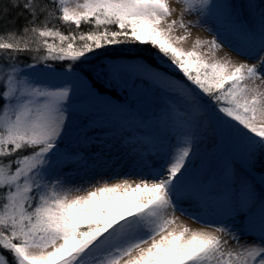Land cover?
Returning <instances> with one entry per match:
<instances>
[{
  "label": "snow or ice",
  "instance_id": "snow-or-ice-1",
  "mask_svg": "<svg viewBox=\"0 0 264 264\" xmlns=\"http://www.w3.org/2000/svg\"><path fill=\"white\" fill-rule=\"evenodd\" d=\"M177 2L171 19L169 0H0V264H264V175L258 184L253 176L257 165L264 172V0L239 9ZM218 9L252 44L243 60L218 56L219 32L182 46L201 24L186 16ZM126 45L151 46L182 74L170 84L174 99L90 119L79 142L142 159L159 133L175 142L158 164L144 160L139 179L66 187L59 164L73 135L71 80L127 86L129 66L89 59ZM217 138L230 159L192 180L197 144ZM188 196L217 204V219L199 228L180 221Z\"/></svg>",
  "mask_w": 264,
  "mask_h": 264
},
{
  "label": "rangeland",
  "instance_id": "rangeland-1",
  "mask_svg": "<svg viewBox=\"0 0 264 264\" xmlns=\"http://www.w3.org/2000/svg\"><path fill=\"white\" fill-rule=\"evenodd\" d=\"M260 1L252 0L254 4H260ZM169 2L170 6L174 9L171 19H178L183 5L178 3L177 0H169ZM211 3L234 4L239 9L242 4L246 5L248 0H211ZM188 19H199L201 24L191 29V36L182 45L186 49L191 48L197 37L212 39L216 36L217 32L224 38L222 50L218 53V56L223 57L227 54L233 60H243V56L252 47V44L251 46L240 45L237 41L238 37L247 39L227 23L223 9H218L211 16H197L194 13L191 16H186V20ZM173 34L180 36L185 33L182 29L177 28ZM229 44L232 46L231 48ZM202 51L206 52L207 49H203ZM94 56V54H89V59ZM93 61L105 69L109 64L129 66V70L123 75V80L127 82V86L121 85L114 88L107 83L106 78L96 79L94 77L101 84V88L94 87L86 78L83 80L73 78L71 80L72 93L69 101V126L73 130V135L65 140L67 151L60 158L61 163L59 167L62 169L61 179L66 181L65 186L74 189H86L98 182L103 183L107 181L111 183L125 178L139 179L142 172H147L146 166L138 167L133 164L131 160L133 153L130 151H117L115 149L110 151L108 148H102L97 144L85 145L79 142L76 133L88 120L99 115H116L122 106L149 110L157 105H162L165 100L174 99V94L169 91L171 82L176 79L182 80V74L174 67L171 68L173 71L179 73V76L167 73L142 59L125 56L109 57L105 55ZM152 73H159L160 77L165 78L153 77ZM54 83H60V81H54ZM112 89L118 93L119 98H115L107 92ZM211 135L210 129L209 136ZM174 142L175 139L171 137L170 133H159V139L155 148L151 152H148V146H145L143 149L145 152H148L145 159L153 165L158 164L160 155L162 154L161 149L167 151L170 144ZM195 150L197 151V155L192 158L194 162L191 172L192 180L205 173H219L225 162L230 159L228 149L224 144L219 142L218 138L215 143L210 139H204L203 142L197 144ZM259 170H261L260 166L257 165L256 171L253 173L254 177ZM50 175L55 176L56 173L51 172ZM262 175H264V172ZM259 179L255 177L257 184L259 183ZM191 186V183H189L185 185V188L190 191ZM185 200L197 203L201 208L195 210L194 208L184 207L190 215H181L178 211L176 212V216L200 227L203 226V222L215 221L213 217L219 214V212L215 211L219 206L211 201L203 204L195 196H188Z\"/></svg>",
  "mask_w": 264,
  "mask_h": 264
},
{
  "label": "trees",
  "instance_id": "trees-1",
  "mask_svg": "<svg viewBox=\"0 0 264 264\" xmlns=\"http://www.w3.org/2000/svg\"><path fill=\"white\" fill-rule=\"evenodd\" d=\"M62 28L65 30L67 29V26L61 25ZM87 25H82V28H87ZM95 55V54H94ZM109 57L114 56H125L128 58H135V59H142L147 62H149L151 65L156 66L162 70H164L167 73L170 74H176V76H179V73L173 71V69L169 66L168 63H163L161 61V58L156 54V50L152 49L151 46L146 45H126V46H120L117 47L115 50H110L109 53L106 55ZM97 57L94 56L90 60H94ZM87 79V78H86ZM183 79V77H182ZM88 80V79H87ZM93 80L95 82H93ZM93 80H88L94 87L101 88V84L95 80L93 77ZM102 90V89H100ZM111 96L115 98H119L118 93L114 89L111 91H107Z\"/></svg>",
  "mask_w": 264,
  "mask_h": 264
},
{
  "label": "bare ground",
  "instance_id": "bare-ground-1",
  "mask_svg": "<svg viewBox=\"0 0 264 264\" xmlns=\"http://www.w3.org/2000/svg\"><path fill=\"white\" fill-rule=\"evenodd\" d=\"M262 3V0L260 1ZM256 18L258 19V11L257 13L255 14ZM241 46H247V45H250L251 46V42H249L248 40H245L241 37H238V40H237ZM249 46V47H250ZM239 49V48H238ZM241 50V49H239ZM132 162L134 165L138 166V167H144L145 164H144V160H145V157L142 159L141 156L139 154H133L132 155V158H131ZM261 173V174H259ZM263 174V172L261 170L258 171L257 175H255L256 178H260V176ZM115 182V181H114ZM182 207H189V208H194L195 210H198L200 209L201 207L197 204V203H191V202H187V200H185V198L182 200V204H181ZM220 208H217L215 211L216 212H220ZM218 216V215H217ZM217 216H214L213 219H217ZM180 221H182L184 224H188L187 226L191 227V228H199L200 226L197 225V224H194L192 222H189L188 220H185V219H181L179 218ZM239 219V218H238ZM250 235H258V231H255V232H252L250 233Z\"/></svg>",
  "mask_w": 264,
  "mask_h": 264
}]
</instances>
